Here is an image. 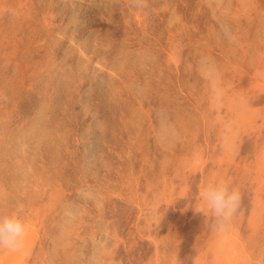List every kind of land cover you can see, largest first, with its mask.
<instances>
[{"label": "rangeland", "instance_id": "374dc122", "mask_svg": "<svg viewBox=\"0 0 264 264\" xmlns=\"http://www.w3.org/2000/svg\"><path fill=\"white\" fill-rule=\"evenodd\" d=\"M260 53L264 0H0V214L34 239L14 264H219L228 229L244 264H264ZM202 56L220 69L228 150L195 70ZM161 111L179 134L167 144ZM219 179L242 196L227 229L194 210Z\"/></svg>", "mask_w": 264, "mask_h": 264}, {"label": "clouds", "instance_id": "9594fccd", "mask_svg": "<svg viewBox=\"0 0 264 264\" xmlns=\"http://www.w3.org/2000/svg\"><path fill=\"white\" fill-rule=\"evenodd\" d=\"M135 6H143V0H135ZM225 36L229 40L232 39L231 34L227 31ZM195 70L208 85L207 103L209 109L214 113L213 123L220 130V146L228 150L231 148L230 124L221 115V110L224 107V90L221 85L220 69L210 58L202 56L198 59ZM155 134L165 144L175 141L179 137L176 128L163 111L158 113ZM199 195L202 203L194 210L202 213L206 219L208 215H211L218 229L227 228L240 208L242 196L239 189L230 185L226 180H217L206 185ZM25 227V222L15 214H0V248L11 249L19 246L23 240Z\"/></svg>", "mask_w": 264, "mask_h": 264}, {"label": "bare ground", "instance_id": "6f19581e", "mask_svg": "<svg viewBox=\"0 0 264 264\" xmlns=\"http://www.w3.org/2000/svg\"><path fill=\"white\" fill-rule=\"evenodd\" d=\"M245 9V8H244ZM172 15H174V14H172ZM177 18L179 17L178 15L176 16ZM173 18H175V17H173ZM172 18V19H173ZM248 42V41H247ZM260 43V42H259ZM258 45V44H257ZM251 49H252V47H251ZM261 50V49H260ZM260 50H259V52H260ZM172 51H173V49H172ZM175 54V53H174ZM261 54V53H260ZM262 55V54H261ZM260 56V55H259ZM172 57V56H171ZM262 57V56H261ZM264 57V56H263ZM258 58V57H257ZM172 60H174V59H172ZM176 60V59H175ZM264 62V61H263ZM232 63V62H231ZM252 63V62H251ZM255 66V65H254ZM259 66V65H258ZM257 67V66H256ZM260 67V66H259ZM264 67V66H263ZM231 68V67H230ZM233 69V68H232ZM238 69V68H237ZM254 69V68H253ZM258 69V68H257ZM225 70H226V68H225ZM224 70V71H225ZM256 70V69H255ZM254 70V71H255ZM262 70V68L260 67V71ZM228 71H230V70H228ZM257 71H259V70H257ZM226 72V71H225ZM240 72V71H239ZM65 73V72H64ZM257 73V72H256ZM261 73H262V71H261ZM223 74V73H222ZM232 74V73H231ZM236 74H238V73H236ZM260 74V73H259ZM226 75V74H225ZM229 75V74H228ZM227 75V76H228ZM232 75H234V74H232ZM235 76V75H234ZM240 76V75H239ZM230 77V76H229ZM264 77V76H263ZM222 78V77H221ZM233 78V77H232ZM235 79H237V78H235ZM256 78H254V80H255ZM228 81V80H227ZM257 80H255V82H256ZM259 81V80H258ZM262 81V80H261ZM236 81H234V83H235ZM244 82V81H243ZM242 82V84H244ZM224 83V82H223ZM222 84V83H221ZM240 84V83H239ZM260 84V83H259ZM224 85V84H223ZM226 85V84H225ZM235 85H237V84H235ZM241 85V84H240ZM261 85V84H260ZM243 86V85H242ZM245 86V85H244ZM244 86H243V88H244ZM256 87H257V85H255ZM262 86V85H261ZM264 86V85H263ZM225 87V86H224ZM229 87V86H228ZM254 87V86H253ZM236 88V87H235ZM224 89V88H223ZM227 89V88H226ZM249 89V88H248ZM208 90V89H207ZM232 90V89H231ZM247 90V89H246ZM235 91V90H234ZM250 91V90H249ZM231 92H233V91H231ZM257 92V91H256ZM225 93H226V91H225ZM239 93V92H238ZM247 93V92H246ZM249 93V92H248ZM227 94V93H226ZM228 94H229V91H228ZM234 94V93H233ZM254 94V93H253ZM259 94V93H258ZM257 94V95H258ZM232 95V94H231ZM252 95V94H251ZM256 95V94H255ZM260 95V94H259ZM263 95V94H262ZM229 96H230V94H229ZM235 96V95H234ZM243 96V95H242ZM247 96H249V95H247ZM253 96V95H252ZM232 97V96H231ZM227 98V97H226ZM225 98V100H227ZM249 98V97H248ZM251 98V97H250ZM254 98V97H253ZM264 97H262V99H263ZM234 99V98H233ZM233 99L231 100V102L233 101ZM224 100V101H225ZM264 100V99H263ZM234 101H235V99H234ZM241 101V100H240ZM229 102V101H228ZM237 102H239V100L237 101ZM243 102V101H242ZM246 102V101H245ZM252 102V101H251ZM230 103V102H229ZM233 103V102H232ZM240 103V102H239ZM253 103V102H252ZM257 103H262L261 102V98H260V96H259V99H258V101H257ZM186 104V103H185ZM225 104H226V102H225ZM238 104V103H237ZM254 104V103H253ZM6 104H4V106H5ZM246 105V104H245ZM258 105V104H257ZM260 106H262V105H260ZM264 106V105H263ZM232 107V109L234 108L233 106H231ZM249 107H251V106H249ZM248 107V108H249ZM255 107V106H254ZM257 107V106H256ZM229 108V107H228ZM237 108V107H236ZM242 108V107H241ZM247 108V109H248ZM196 109H197V107H196ZM201 109V108H200ZM232 109H230V110H232ZM235 109V108H234ZM239 109V108H238ZM247 109H245L246 110V112H247ZM250 109V108H249ZM252 109V108H251ZM255 109V108H254ZM226 110V109H225ZM259 110V109H258ZM262 110H264V109H262ZM229 111V110H228ZM233 111V110H232ZM252 111V110H251ZM260 111V110H259ZM200 112V111H199ZM209 112H211V111H209ZM225 112V111H224ZM242 112V111H241ZM248 112H250V111H248ZM247 112V113H248ZM198 113V112H197ZM212 113V112H211ZM228 113V112H227ZM227 113H225V114H227ZM230 113V112H229ZM243 113H244V111H243ZM251 113V112H250ZM256 114H257V112H255ZM262 113V112H261ZM200 114V113H199ZM206 114H208V112L206 113ZM232 114V113H231ZM234 114H236V113H234ZM241 114V113H240ZM246 114V113H245ZM244 114V115H245ZM249 114V113H248ZM252 114V113H251ZM213 115V114H212ZM224 115V114H223ZM237 115V114H236ZM236 115H234L235 117H236ZM200 116H202V115H199V117ZM211 116V115H210ZM225 116V115H224ZM228 116V115H227ZM227 116H225V118L227 117ZM242 116V115H241ZM252 116V115H251ZM212 117V116H211ZM229 117V116H228ZM240 117V116H239ZM243 117V116H242ZM248 117V116H247ZM253 117V116H252ZM203 118V117H202ZM232 118V117H231ZM237 118V117H236ZM236 118H235V120H236ZM257 118V117H256ZM45 119V118H44ZM43 119V120H44ZM201 119V118H200ZM238 119V118H237ZM248 119V118H247ZM264 120V119H263ZM181 121H183V120H181ZM200 121V120H199ZM202 121V120H201ZM226 121H227V119H226ZM239 120H237L236 122H238ZM37 123H39L38 122V120L36 121ZM35 122V123H36ZM197 122V121H196ZM205 122H206V120H205ZM243 122V121H242ZM264 122V121H263ZM34 123V124H35ZM44 123V122H43ZM42 123V124H43ZM244 123H245V121H244ZM183 124V123H182ZM238 124V123H237ZM36 125V124H35ZM49 125V124H48ZM200 125V124H199ZM213 125V124H212ZM37 126V125H36ZM41 127H43V126H41ZM40 127V128H41ZM45 127V126H44ZM230 127H232V126H230ZM253 127V126H252ZM35 128V127H34ZM232 128H234V127H232ZM46 129V128H45ZM186 129H187V127H186ZM231 129V128H230ZM218 130V129H217ZM37 131V130H36ZM219 131V130H218ZM234 131V130H233ZM43 132V131H42ZM47 132V131H46ZM41 133V132H40ZM230 133V132H229ZM56 134V133H55ZM220 134V133H219ZM231 134H233V133H230V135ZM42 135V134H41ZM234 136H235V134H233ZM233 135L231 136V137H233ZM256 136H258L259 137V135H257L256 134ZM37 137V136H36ZM182 137V136H181ZM241 139V138H240ZM187 140V139H186ZM235 140V139H234ZM237 140V139H236ZM235 140V141H236ZM185 141V140H184ZM190 141V140H189ZM208 141V140H207ZM239 141V140H238ZM233 142V141H232ZM240 142V141H239ZM191 144H193V142L191 143ZM235 144H237V143H235ZM240 144V143H239ZM187 145V144H186ZM194 146V145H193ZM232 146H235V145H232ZM196 147V146H195ZM264 147V146H263ZM216 148V147H215ZM235 148V147H234ZM260 149V148H259ZM231 150H233V149H231ZM230 150V152H232ZM237 150V149H236ZM225 151V150H224ZM223 151V152H224ZM93 152V151H92ZM196 152V151H195ZM199 152V151H198ZM227 152V151H226ZM225 152V153H226ZM237 152V151H236ZM258 152V151H257ZM262 152V151H261ZM94 153V152H93ZM201 153V152H200ZM200 153H198V154H200ZM191 154V153H190ZM197 154V153H196ZM224 154V153H223ZM228 154V153H227ZM233 154V153H232ZM231 154V155H232ZM238 154V153H237ZM2 155V154H1ZM194 155V154H193ZM203 155V154H202ZM230 155V156H231ZM255 155V154H254ZM198 156H200V155H198ZM229 156V155H228ZM234 156V155H233ZM3 157V156H2ZM193 157H195V156H193ZM201 157V156H200ZM207 157V156H206ZM215 157H216V155H215ZM232 157V156H231ZM252 157V156H251ZM204 158V157H203ZM255 158H257V156L255 157ZM264 158V157H263ZM190 159V158H189ZM199 159V158H198ZM19 160H20V158H19ZM184 160V159H183ZM192 160V162H194L193 160L194 159H191ZM202 160V159H201ZM218 160V159H217ZM245 160V159H244ZM258 160V159H257ZM177 161V160H176ZM190 161V160H189ZM198 161V160H197ZM197 161H196V163H197ZM230 161H231V159H230ZM229 161V162H230ZM18 162V161H17ZM178 162V161H177ZM186 162V161H185ZM206 162H208L207 160H206ZM256 162H258V161H256ZM19 163V162H18ZM195 163V162H194ZM198 163H200V162H198ZM202 163V162H201ZM209 163V162H208ZM231 163V162H230ZM260 163V162H259ZM185 164V163H184ZM245 164V163H244ZM243 164V165H244ZM261 164V163H260ZM263 164V163H262ZM192 165V164H191ZM199 165V164H198ZM205 165V164H204ZM203 165V166H204ZM187 166V165H186ZM238 166V165H237ZM262 167V166H261ZM180 168V167H179ZM182 168H184V167H182ZM198 168H199V166H198ZM202 168V167H201ZM205 168V167H204ZM246 168V167H245ZM206 169V168H205ZM188 170V169H187ZM190 170H191V168H190ZM195 170V169H194ZM199 170H201V169H199ZM247 170H248V168H247ZM196 171V170H195ZM20 172V171H19ZM183 172V171H182ZM181 173V172H180ZM223 173V172H222ZM254 173V172H253ZM262 173V172H261ZM183 174V173H182ZM187 174V173H186ZM215 174V173H214ZM257 174V173H256ZM263 174V173H262ZM207 175V174H206ZM210 175V174H209ZM264 175V174H263ZM181 176V175H180ZM212 176H213V171H212ZM214 177V176H213ZM219 177V176H218ZM16 179V178H15ZM183 179H185V178H183ZM228 179V178H227ZM256 179V178H255ZM24 180V179H23ZM212 180V179H211ZM220 180V179H219ZM262 181H263V179H262ZM16 182V181H15ZM230 183V182H229ZM14 184V183H13ZM208 184H210V183H208ZM188 185V184H187ZM239 185V184H238ZM258 185V184H257ZM16 186V185H15ZM249 186V185H248ZM247 186V187H248ZM181 187V186H180ZM185 187H187V186H185ZM252 187V186H251ZM16 188V187H15ZM168 189V188H167ZM182 189V188H181ZM21 190V189H20ZM259 190V189H258ZM170 191H172V189L170 190ZM260 191V190H259ZM256 192V191H255ZM261 192V191H260ZM259 192V193H260ZM262 192H264V191H262ZM261 192V194H263ZM170 193V192H169ZM183 193V192H182ZM182 193H181V195H182ZM22 194V193H21ZM258 194V193H257ZM53 195V194H52ZM264 195V194H263ZM19 196V195H18ZM22 196V195H21ZM258 196V195H257ZM174 197V196H173ZM255 197H256V195H255ZM254 197V198H255ZM261 198V197H260ZM105 199V198H104ZM263 199V198H262ZM25 200V199H24ZM256 201V200H255ZM263 201V200H262ZM255 203V202H254ZM258 203V202H257ZM261 203V202H260ZM146 204V203H145ZM263 204V203H262ZM38 205V204H37ZM197 205V204H196ZM256 205V204H255ZM264 205V204H263ZM42 206H45V205H42ZM251 206V205H250ZM35 207V206H34ZM197 207H199V206H197ZM44 208V207H43ZM251 208V207H250ZM253 208V207H252ZM251 208V209H252ZM259 208V207H258ZM264 208V207H263ZM39 209V208H38ZM255 209V208H254ZM36 210V209H35ZM32 211H34V210H32ZM38 210H36V211H34L35 213L37 212ZM42 211V210H41ZM45 211V210H44ZM254 211V210H253ZM252 211V212H253ZM12 212V211H11ZM10 212V213H11ZM38 212H40V211H38ZM243 212V211H242ZM249 212V211H248ZM255 212H256V210H255ZM261 213V209H260V211L258 210V213ZM14 213V212H13ZM33 213V212H32ZM198 213V212H197ZM237 213H239V214H241L239 211L237 212ZM264 213V212H263ZM12 214V213H11ZM68 214V213H67ZM248 214V213H247ZM246 214V215H247ZM252 214V213H251ZM242 215H243V213H242ZM242 215H239V216H242ZM250 215V214H249ZM253 215V214H252ZM255 215V214H254ZM253 215V216H254ZM36 216V218H37V215H35ZM38 216H39V214H38ZM236 216H237V214H236ZM245 216V215H244ZM252 216V217H253ZM41 217V216H40ZM40 217H38V218H40ZM264 217V216H263ZM29 218V217H28ZM202 218V217H201ZM246 218V217H245ZM62 219H64V218H62ZM254 219H255V216H254ZM30 220V219H29ZM34 220V219H33ZM251 221H252V219H250ZM257 220V219H256ZM27 221V220H26ZM236 221V220H235ZM241 221V220H240ZM259 221H260V219H259ZM34 222V221H33ZM214 222H215V220H214ZM237 222V221H236ZM42 223V222H41ZM68 223V222H67ZM70 223V222H69ZM153 223H154V221H153ZM231 223V222H230ZM249 223V222H248ZM257 223V222H256ZM232 224V223H231ZM238 224V223H237ZM252 224V223H251ZM264 224V223H263ZM68 225V224H67ZM230 225V224H229ZM232 225H234V224H232ZM235 225H236V223H235ZM248 225V224H247ZM29 226V227H28ZM28 228L30 229V227H32V225H30V223L28 224ZM35 226V225H34ZM231 227V226H230ZM35 228V227H34ZM34 228H31V229H34ZM40 228V227H39ZM148 229V228H147ZM227 229V228H226ZM238 229V228H237ZM261 229V228H260ZM40 230V229H39ZM202 230H204V229H202ZM214 230V229H213ZM29 231H31V230H29ZM238 231V230H237ZM32 232V231H31ZM36 233V232H35ZM71 233V232H70ZM206 233V232H205ZM224 233V232H223ZM27 234H29L30 235V239H33V234L32 233H24V236H23V239H24V237L25 236H27ZM37 234V233H36ZM35 234V235H36ZM264 234V233H263ZM47 235V234H46ZM206 235V234H205ZM75 236V235H74ZM204 236V235H203ZM214 236V235H213ZM219 236V235H218ZM29 238V237H28ZM27 238V240H28V242L29 241H31L30 239H28ZM35 238V237H34ZM196 238V237H195ZM198 238H199V236H198ZM197 238V239H198ZM210 238V237H209ZM211 238H212V236H211ZM218 238V237H217ZM243 238V237H242ZM248 238V237H247ZM25 239H26V237H25ZM36 239V238H35ZM196 239V240H197ZM213 239V238H212ZM240 238L238 237V234L236 233V230L234 231V230H229L228 229V231L226 230L225 231V234H224V236H223V238H222V240L221 241H219V242H216V244H214L215 246H216V252L214 251V253H216L217 255V262H219V264H244L247 260H249L248 258H250V257H248V255L249 254H247L245 251H244V249L241 247V245H239V241H241V240H239ZM249 239V238H248ZM37 240V239H36ZM102 240V239H101ZM239 240V241H238ZM247 240V239H246ZM246 240H243V242L244 241H246ZM22 241H24V240H22ZM33 241H34V239L31 241V244L33 245ZM103 241V240H102ZM213 241H214V239H213ZM251 241V240H250ZM243 242H241L242 244H243ZM22 243V242H21ZM213 243V242H212ZM245 243V242H244ZM246 243H247V241H246ZM263 243V242H262ZM251 244H252V242H251ZM30 245V244H29ZM106 245V244H105ZM238 245H239V247H238ZM263 245V244H262ZM101 246V245H100ZM212 246H213V244H212ZM211 245H210V247H212ZM21 247V246H20ZM102 247H104L103 245H102ZM195 247V246H194ZM198 247V246H197ZM196 247V248H197ZM241 247V248H240ZM199 248V247H198ZM212 248H214V247H212ZM264 248V247H263ZM18 249V248H17ZM29 249V248H28ZM42 249V248H41ZM97 249H98V247H97ZM201 250V249H200ZM205 250V249H204ZM214 250V249H213ZM4 251V250H3ZM105 251V250H104ZM209 251H211L210 250V248H209ZM201 252V251H200ZM18 253H19V249L18 250H16V248H11V249H8L7 250V254L5 255V254H2V255H0V264H14L15 262H16V260H17V256H18ZM37 253V252H36ZM29 254V253H28ZM42 254V253H41ZM40 254V255H41ZM213 254V253H212ZM21 256V255H20ZM262 256V255H261ZM260 256V257H261ZM213 257V256H212ZM263 257V256H262ZM21 258V257H20ZM205 259V258H204ZM210 259V258H209ZM213 259V258H212ZM96 260V259H95ZM155 260V259H154ZM158 260V259H157ZM203 260V259H202ZM211 261V264H212V260H210ZM215 261V260H214ZM256 261V260H255ZM90 263V262H89ZM172 263V262H171ZM249 264V263H248ZM263 264V263H262Z\"/></svg>", "mask_w": 264, "mask_h": 264}]
</instances>
